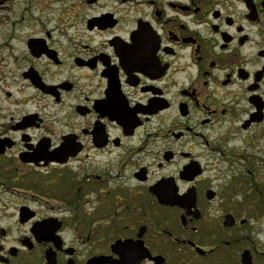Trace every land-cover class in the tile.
Returning <instances> with one entry per match:
<instances>
[{
    "label": "flooded vegetation",
    "instance_id": "af4514ba",
    "mask_svg": "<svg viewBox=\"0 0 264 264\" xmlns=\"http://www.w3.org/2000/svg\"><path fill=\"white\" fill-rule=\"evenodd\" d=\"M264 0H0V264H264Z\"/></svg>",
    "mask_w": 264,
    "mask_h": 264
},
{
    "label": "rangeland",
    "instance_id": "374dc122",
    "mask_svg": "<svg viewBox=\"0 0 264 264\" xmlns=\"http://www.w3.org/2000/svg\"><path fill=\"white\" fill-rule=\"evenodd\" d=\"M258 215H259V221H264V214L259 213Z\"/></svg>",
    "mask_w": 264,
    "mask_h": 264
}]
</instances>
